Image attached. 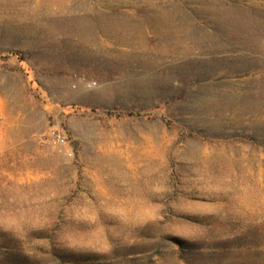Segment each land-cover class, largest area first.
Returning <instances> with one entry per match:
<instances>
[{
	"label": "rangeland",
	"instance_id": "1",
	"mask_svg": "<svg viewBox=\"0 0 264 264\" xmlns=\"http://www.w3.org/2000/svg\"><path fill=\"white\" fill-rule=\"evenodd\" d=\"M0 264H264V0H0Z\"/></svg>",
	"mask_w": 264,
	"mask_h": 264
},
{
	"label": "built area",
	"instance_id": "2",
	"mask_svg": "<svg viewBox=\"0 0 264 264\" xmlns=\"http://www.w3.org/2000/svg\"><path fill=\"white\" fill-rule=\"evenodd\" d=\"M50 138L54 145H63L66 143V137L58 131H51Z\"/></svg>",
	"mask_w": 264,
	"mask_h": 264
},
{
	"label": "trees",
	"instance_id": "3",
	"mask_svg": "<svg viewBox=\"0 0 264 264\" xmlns=\"http://www.w3.org/2000/svg\"><path fill=\"white\" fill-rule=\"evenodd\" d=\"M13 55H16V56H20L19 55V53H12ZM106 114H108V115H113V114H115L112 110H105L104 111ZM121 114H125V115H127V116H129V117H131V116H135V115H138V113L136 112V111H134V110H129V111H126V112H121Z\"/></svg>",
	"mask_w": 264,
	"mask_h": 264
},
{
	"label": "bare ground",
	"instance_id": "4",
	"mask_svg": "<svg viewBox=\"0 0 264 264\" xmlns=\"http://www.w3.org/2000/svg\"><path fill=\"white\" fill-rule=\"evenodd\" d=\"M62 3H64V2H62ZM165 19V18H164Z\"/></svg>",
	"mask_w": 264,
	"mask_h": 264
}]
</instances>
